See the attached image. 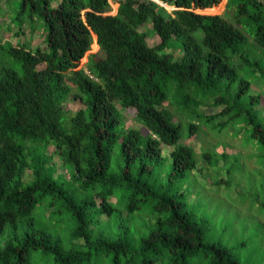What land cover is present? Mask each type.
<instances>
[{
  "label": "trees",
  "instance_id": "16d2710c",
  "mask_svg": "<svg viewBox=\"0 0 264 264\" xmlns=\"http://www.w3.org/2000/svg\"><path fill=\"white\" fill-rule=\"evenodd\" d=\"M6 1L17 36L27 19L38 20L44 45L0 43V264H34L36 250L53 254L54 264H102L108 257L110 264H188L201 252L207 264H244L206 241L185 210L184 193L171 187L199 166L195 148L181 142L186 125L189 137L199 132L197 116L216 131L243 126L264 150L262 96L251 92L264 83V0H228L234 22L215 12L223 0H158L173 5L171 12L154 0H118L117 14L106 13L109 0ZM144 24L159 36L156 44L140 30ZM94 36L105 56L91 58L89 71L78 68ZM71 84L85 106L67 125L63 99ZM171 96L179 121L166 106ZM205 106L219 110L206 113ZM122 109H134L145 130L127 127ZM162 144L170 147L167 156ZM201 156L218 164L211 150ZM168 158L162 190L148 178ZM68 179L75 186L68 188ZM145 203L148 232L136 249L127 234L101 230L116 212L130 217ZM64 209L74 221L67 246L53 227L36 228L38 215Z\"/></svg>",
  "mask_w": 264,
  "mask_h": 264
},
{
  "label": "rangeland",
  "instance_id": "374dc122",
  "mask_svg": "<svg viewBox=\"0 0 264 264\" xmlns=\"http://www.w3.org/2000/svg\"><path fill=\"white\" fill-rule=\"evenodd\" d=\"M154 1L161 4L167 12H171L175 8L171 4L158 0ZM109 2L110 5L106 13L117 14L119 1L109 0ZM11 8L12 5L8 1H0V43H17L21 38V40H28L33 47L44 45L42 22L38 20L27 19L22 25L24 33L17 36L16 32L19 27L10 21L12 17ZM234 10L228 6V0H223L215 6L216 13L233 22L235 21ZM33 25H36L35 30H32ZM140 30L148 33L150 44H156L159 41V36L150 24L142 25ZM169 50L178 58L183 54L182 49L178 47ZM261 50L262 54L258 60L264 67V49L261 48ZM104 56L105 52L94 36L91 48L81 60L78 68L83 67L89 71L90 59L98 60ZM0 57L3 58L1 55ZM6 61H9L11 66L20 69V65H16L11 58ZM72 72L73 70H70L68 74ZM255 79L258 80L259 78L255 77ZM71 85L74 91L63 99L65 107L63 119L67 125L71 124V119L76 112L85 106L82 101L75 98L74 93L78 89L75 85ZM251 92L261 94L262 104L260 108L264 112V83L255 84ZM166 106L176 113V120L179 121L180 115L172 96L167 101ZM200 109L206 113L219 110V108L211 106L200 107ZM121 114L127 127L145 130L142 123L136 119L134 109H122ZM182 120L186 121L185 119ZM194 120L200 123L199 132L189 137V129L186 125L183 128L181 142L187 141L195 148L200 163L197 169L188 172V175L181 180L175 181L171 187V192L184 193L185 210L203 227L208 243L226 246L233 257L244 264H264V150L256 141L249 139L247 129H245L246 131L243 130L241 125L230 123L223 130L216 131L211 128L212 126L209 127L204 123L202 116H197ZM162 147L167 156L170 147L167 144H162ZM205 149L216 154L219 159L216 166H211L202 159L201 154ZM55 162L58 173H64L67 177L68 170L58 155H55ZM170 165L171 159L168 158L163 167L156 166L153 174L149 176V181L155 184L156 188L162 189L161 186L166 182L165 178L170 170ZM66 186L71 188V186H75V183L68 179ZM70 192L74 193V189ZM76 193L82 196L80 191ZM41 206L39 207L40 211L43 209ZM49 212L46 210L45 214L38 215L39 221L36 223V228L53 227V231L58 232L63 238L62 244L67 246L74 228V221L69 217L70 212L68 209H64L63 213L57 212L54 217ZM150 215V204L145 203L130 217L125 214L120 216L116 212L110 220L111 225L102 223L100 227L105 233L117 234L120 232L122 235L127 234L130 245L136 249L140 244V238L148 232L146 221ZM117 225L121 227H117ZM33 261L34 264H54L53 254H46L40 250L33 252ZM102 264H110L109 257L105 258ZM188 264H207V259L201 252L192 256Z\"/></svg>",
  "mask_w": 264,
  "mask_h": 264
}]
</instances>
